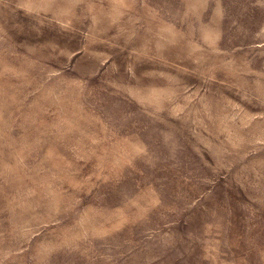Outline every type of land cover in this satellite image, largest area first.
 Here are the masks:
<instances>
[{
    "label": "rangeland",
    "instance_id": "obj_1",
    "mask_svg": "<svg viewBox=\"0 0 264 264\" xmlns=\"http://www.w3.org/2000/svg\"><path fill=\"white\" fill-rule=\"evenodd\" d=\"M0 264H264V0H0Z\"/></svg>",
    "mask_w": 264,
    "mask_h": 264
}]
</instances>
